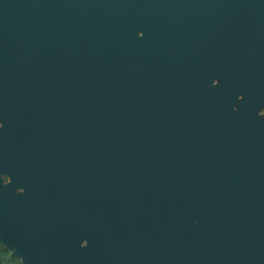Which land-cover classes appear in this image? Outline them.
<instances>
[{
  "label": "water",
  "instance_id": "water-1",
  "mask_svg": "<svg viewBox=\"0 0 264 264\" xmlns=\"http://www.w3.org/2000/svg\"><path fill=\"white\" fill-rule=\"evenodd\" d=\"M115 1L0 0V242L23 264H264V29L231 0Z\"/></svg>",
  "mask_w": 264,
  "mask_h": 264
},
{
  "label": "flooded vegetation",
  "instance_id": "flooded-vegetation-1",
  "mask_svg": "<svg viewBox=\"0 0 264 264\" xmlns=\"http://www.w3.org/2000/svg\"><path fill=\"white\" fill-rule=\"evenodd\" d=\"M225 1L226 8L225 11L227 14L236 15L242 12L245 4L247 9H251L254 17L252 18V22L256 23L259 28L264 29V0H249L244 2L243 0H231ZM183 0H117L115 3L120 7L124 8L132 4L135 7L134 18L136 19H145L148 18V15L151 14V10L153 8H174L178 7ZM244 2V3H243ZM243 3V4H242ZM164 19V16H155L154 22L159 23ZM228 21L232 22V24L237 23V17L233 16L228 18ZM213 77L209 82L206 83V87L210 84H214L219 81V75L213 74ZM252 98L251 94L248 92L239 91L237 93V105L243 101L250 100ZM256 110L258 112L264 111V105L257 104ZM8 176L6 174H2V180L6 181Z\"/></svg>",
  "mask_w": 264,
  "mask_h": 264
},
{
  "label": "trees",
  "instance_id": "trees-1",
  "mask_svg": "<svg viewBox=\"0 0 264 264\" xmlns=\"http://www.w3.org/2000/svg\"><path fill=\"white\" fill-rule=\"evenodd\" d=\"M0 264H23L17 255L11 254L8 248H6L0 242Z\"/></svg>",
  "mask_w": 264,
  "mask_h": 264
}]
</instances>
